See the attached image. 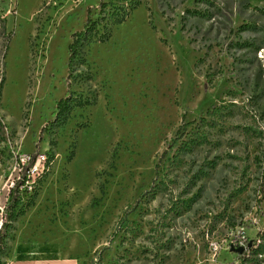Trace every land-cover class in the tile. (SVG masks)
Returning <instances> with one entry per match:
<instances>
[{"label":"rangeland","instance_id":"obj_1","mask_svg":"<svg viewBox=\"0 0 264 264\" xmlns=\"http://www.w3.org/2000/svg\"><path fill=\"white\" fill-rule=\"evenodd\" d=\"M1 1L0 203L18 152L53 158L0 263L264 264V0H138L70 68L98 0ZM66 95L81 104L56 125Z\"/></svg>","mask_w":264,"mask_h":264},{"label":"trees","instance_id":"obj_2","mask_svg":"<svg viewBox=\"0 0 264 264\" xmlns=\"http://www.w3.org/2000/svg\"><path fill=\"white\" fill-rule=\"evenodd\" d=\"M97 4H98L97 13L101 15L97 14L95 18H91L90 8L88 7L86 16L83 20L84 22H83L82 27L77 31H73L70 35L71 40L68 42V45H67V55H68L67 56V68H70L74 62V59H76L79 56V50L83 44H87L89 41H92V40L105 38L104 36L107 34L110 26L113 23H117L121 21L122 19H124V17L128 15V12L132 8L139 5L140 3L138 0H129L128 2H121L118 0H98ZM99 19L104 21L101 23V26L103 28L102 30H100L98 26V24L100 23ZM2 54H1V57H2ZM1 80L2 78H0V83H1ZM80 104L81 103L79 102V100H77L75 97H70L69 95H66L63 98L57 99L54 104L55 106L54 117L50 120V122H54L56 125H61L62 123H64V120L66 116L68 115L70 109L73 106H77ZM182 117H183V113L180 115V118ZM193 121H194L193 119H190L182 123H191ZM181 126L182 124L177 126L175 130V134L180 132ZM43 127H45V125ZM44 154L46 157L43 163L44 166L41 171L42 174H40V176H38L36 179L35 178L33 179V182L34 181L36 182L33 185H31L29 188V195H28L29 200L27 201L28 203L27 205L32 204L33 196H35L37 192L35 185H37L38 181L45 174L43 170L49 164L50 160L53 158L51 144L49 145L48 149H45ZM71 154H72V150L70 149L67 154L68 156L67 158H71L72 156ZM24 169L25 167L23 166V169L19 173L20 174L19 177L13 179L12 185L8 189V197L3 204L4 213H3L2 220H1L2 227L0 230V253H1V248H2L1 240H2L3 234L5 233L6 229L10 227L11 221L15 219L17 214L23 211V208H20L19 206H18L19 208H17L16 204L18 201V194L20 192L19 186H22L24 181L26 179H29V177L27 178L25 176L24 171H23ZM22 187L23 189L26 188L25 185H23ZM260 190L262 193V187ZM237 230L238 229H236V231ZM243 233H244L243 231L238 233L239 236H235L234 238H232L230 242V245H232L233 247H236L238 245L243 246L241 253L236 251L237 252L236 254L238 255L244 254L247 248L246 243L248 241V237L244 235ZM241 235L242 237H240Z\"/></svg>","mask_w":264,"mask_h":264},{"label":"built area","instance_id":"obj_3","mask_svg":"<svg viewBox=\"0 0 264 264\" xmlns=\"http://www.w3.org/2000/svg\"><path fill=\"white\" fill-rule=\"evenodd\" d=\"M44 160H45L44 156L41 153L37 152V151L36 152L35 151H32V152H18L16 154L14 162H13V169L16 170V173H15L14 177H12L11 179H7L6 182H5V188H6V191H7L6 192L7 195H8V189L12 185L13 179L19 177V175H20L19 173L23 169V166L25 167V169L23 170L24 174L28 178V177L31 176V174L32 175L34 174L33 172H35L37 174V169L39 167V163L41 161H43L42 162V164H43ZM29 179H26L24 181V183H23V185L27 186L28 188H30V185L27 184V181ZM263 184H264V182H263ZM20 187L21 186H19V188ZM262 193H264V185L262 186ZM4 202L0 203V230H1V227H2L1 220H2V217H3V213H4V208H3ZM241 231L242 230H237L235 235L239 236L238 233H240ZM240 237H242V235Z\"/></svg>","mask_w":264,"mask_h":264},{"label":"crops","instance_id":"obj_4","mask_svg":"<svg viewBox=\"0 0 264 264\" xmlns=\"http://www.w3.org/2000/svg\"><path fill=\"white\" fill-rule=\"evenodd\" d=\"M4 4L3 2L0 0V19H2L3 17L7 18L6 14L8 12L7 9H5V7H3ZM7 26L8 23L6 22V20H0V35L3 32V30H7ZM20 262H26L28 264H57L58 262L61 263H65V264H75V260L68 257V258H61L59 256H54L52 255V257L49 258H35V259H18ZM8 264V263H5Z\"/></svg>","mask_w":264,"mask_h":264},{"label":"water","instance_id":"obj_5","mask_svg":"<svg viewBox=\"0 0 264 264\" xmlns=\"http://www.w3.org/2000/svg\"><path fill=\"white\" fill-rule=\"evenodd\" d=\"M249 245V242L247 241V243H246V246H248ZM231 246V249L233 250V251H240L242 248H243V246L242 245H238V246H236V247H233L232 245H230Z\"/></svg>","mask_w":264,"mask_h":264}]
</instances>
